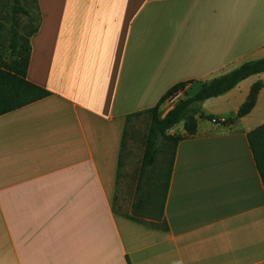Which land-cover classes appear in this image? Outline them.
Here are the masks:
<instances>
[{
	"label": "crops",
	"instance_id": "obj_1",
	"mask_svg": "<svg viewBox=\"0 0 264 264\" xmlns=\"http://www.w3.org/2000/svg\"><path fill=\"white\" fill-rule=\"evenodd\" d=\"M36 2L26 79L50 95L0 116V264H264V188L247 141L264 124V73L202 104L226 122L200 119L178 144L167 232L114 211L125 117L174 85L193 96L263 59L264 0Z\"/></svg>",
	"mask_w": 264,
	"mask_h": 264
},
{
	"label": "trees",
	"instance_id": "obj_2",
	"mask_svg": "<svg viewBox=\"0 0 264 264\" xmlns=\"http://www.w3.org/2000/svg\"><path fill=\"white\" fill-rule=\"evenodd\" d=\"M22 19L25 20L24 23ZM9 21L10 61H3L0 58V116L50 95L48 91L26 79L30 61V38L40 26V13L36 0H12ZM262 73H264V58L245 62L224 75L205 81L193 96L184 93L188 83H179L171 87L153 108L125 117L116 173V191L124 152L127 148L128 125L132 119L141 115H148L150 119L147 134L143 140L140 167L134 180L135 196L130 215H123L126 219L150 229L168 231V225L164 219V208L178 144L197 134L198 120L212 119V117H205L201 111L205 101L224 95L240 82ZM261 87L260 82L251 86L246 101L239 107L236 119L245 117L252 111ZM178 93H183L184 98L164 118H159V106ZM181 123L184 134L171 135L170 131ZM247 141L264 188V124L250 131L247 134ZM165 164L167 167H163L166 166ZM144 218L149 221V224L143 221Z\"/></svg>",
	"mask_w": 264,
	"mask_h": 264
},
{
	"label": "rangeland",
	"instance_id": "obj_3",
	"mask_svg": "<svg viewBox=\"0 0 264 264\" xmlns=\"http://www.w3.org/2000/svg\"><path fill=\"white\" fill-rule=\"evenodd\" d=\"M12 6V0H0V58L3 61H10V52L8 50V31L10 26L9 15ZM25 20L22 19V23ZM150 119L148 115H141L131 120L128 125V134L126 138L127 148L124 152L123 165L120 171L119 185L114 200L115 211L122 215H130L131 204L134 200L135 178L140 167L143 140L147 134ZM180 126L173 131L171 135H180ZM166 165V164H165ZM163 167H167L163 166ZM143 219V218H142ZM146 224L149 221L144 218Z\"/></svg>",
	"mask_w": 264,
	"mask_h": 264
},
{
	"label": "built area",
	"instance_id": "obj_4",
	"mask_svg": "<svg viewBox=\"0 0 264 264\" xmlns=\"http://www.w3.org/2000/svg\"><path fill=\"white\" fill-rule=\"evenodd\" d=\"M183 98H184V94L178 93V94L174 95L171 99H169V101L176 105ZM210 122L214 125H223V124H225L226 120L223 118H212L210 120Z\"/></svg>",
	"mask_w": 264,
	"mask_h": 264
}]
</instances>
